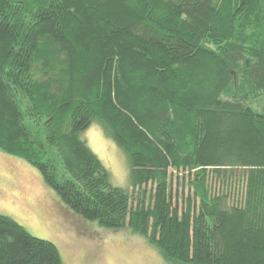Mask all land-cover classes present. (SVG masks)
Wrapping results in <instances>:
<instances>
[{"label": "trees", "instance_id": "16d2710c", "mask_svg": "<svg viewBox=\"0 0 264 264\" xmlns=\"http://www.w3.org/2000/svg\"><path fill=\"white\" fill-rule=\"evenodd\" d=\"M262 96L264 0H0V148L168 264H264ZM93 121L125 188L81 137ZM0 264L62 261L0 213Z\"/></svg>", "mask_w": 264, "mask_h": 264}, {"label": "rangeland", "instance_id": "374dc122", "mask_svg": "<svg viewBox=\"0 0 264 264\" xmlns=\"http://www.w3.org/2000/svg\"><path fill=\"white\" fill-rule=\"evenodd\" d=\"M264 111V96L251 103ZM82 139L109 173L110 183L125 188L128 160L125 152L93 121ZM174 199L186 198L181 180L172 185ZM0 213L15 220L31 235L52 242L62 264H168L145 236L127 228L106 229L71 211L42 174L22 155L0 148Z\"/></svg>", "mask_w": 264, "mask_h": 264}]
</instances>
